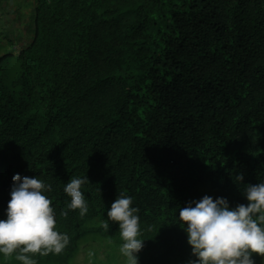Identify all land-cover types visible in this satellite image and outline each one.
Returning <instances> with one entry per match:
<instances>
[{
    "label": "trees",
    "instance_id": "1",
    "mask_svg": "<svg viewBox=\"0 0 264 264\" xmlns=\"http://www.w3.org/2000/svg\"><path fill=\"white\" fill-rule=\"evenodd\" d=\"M31 10L25 46L0 54V219L13 176H37L69 237L37 264H124L107 220L123 194L139 209V264H191L179 208L205 195L235 208L244 185L264 182V0H34ZM85 176L82 217L63 188Z\"/></svg>",
    "mask_w": 264,
    "mask_h": 264
},
{
    "label": "clouds",
    "instance_id": "2",
    "mask_svg": "<svg viewBox=\"0 0 264 264\" xmlns=\"http://www.w3.org/2000/svg\"><path fill=\"white\" fill-rule=\"evenodd\" d=\"M13 181L6 219H0V257L14 256L20 264H37V255L63 252L69 237L56 230L52 202L45 195L51 186L37 176L16 174ZM243 181L242 173L233 176L238 186ZM88 182V176L73 177L63 188L70 197L67 207L79 210L82 217L89 211L82 192ZM244 186L247 204L232 208L226 198L205 195L179 208L178 224L196 257L191 264H255L254 255L264 258V182ZM132 205V197L120 194L107 210V220L119 225L123 241L119 253L124 264H139L138 253L145 243L140 238L139 209Z\"/></svg>",
    "mask_w": 264,
    "mask_h": 264
},
{
    "label": "crops",
    "instance_id": "3",
    "mask_svg": "<svg viewBox=\"0 0 264 264\" xmlns=\"http://www.w3.org/2000/svg\"><path fill=\"white\" fill-rule=\"evenodd\" d=\"M34 0H0V54L20 52L30 38Z\"/></svg>",
    "mask_w": 264,
    "mask_h": 264
}]
</instances>
